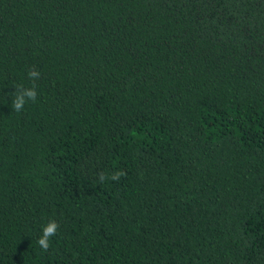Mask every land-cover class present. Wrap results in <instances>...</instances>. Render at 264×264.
Instances as JSON below:
<instances>
[{
	"label": "trees",
	"instance_id": "1",
	"mask_svg": "<svg viewBox=\"0 0 264 264\" xmlns=\"http://www.w3.org/2000/svg\"><path fill=\"white\" fill-rule=\"evenodd\" d=\"M0 264H264V0H0Z\"/></svg>",
	"mask_w": 264,
	"mask_h": 264
},
{
	"label": "clouds",
	"instance_id": "2",
	"mask_svg": "<svg viewBox=\"0 0 264 264\" xmlns=\"http://www.w3.org/2000/svg\"><path fill=\"white\" fill-rule=\"evenodd\" d=\"M28 78L31 80V87H24L23 85L19 86L16 89L15 98L12 100V107L16 112H20L23 110L24 105L27 101L36 102L38 98L35 81L40 78V72L36 69H30L28 71ZM126 175L123 170H117L113 172L110 176H106L103 172L99 173L98 179L101 183L105 180L111 179L112 181H118L122 176ZM59 229V224L55 220H49L42 227V234L37 240V244L44 251H47L51 245V238L57 234Z\"/></svg>",
	"mask_w": 264,
	"mask_h": 264
}]
</instances>
